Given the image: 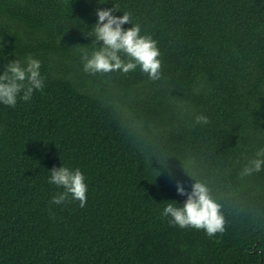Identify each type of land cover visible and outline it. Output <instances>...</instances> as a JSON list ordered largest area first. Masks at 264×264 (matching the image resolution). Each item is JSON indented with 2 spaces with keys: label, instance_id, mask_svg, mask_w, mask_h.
I'll use <instances>...</instances> for the list:
<instances>
[{
  "label": "trees",
  "instance_id": "1",
  "mask_svg": "<svg viewBox=\"0 0 264 264\" xmlns=\"http://www.w3.org/2000/svg\"><path fill=\"white\" fill-rule=\"evenodd\" d=\"M115 5L157 42L159 81L84 72ZM28 56L43 89L0 104V264H264V169L243 174L264 148V0H0V74ZM63 165L86 207L51 204ZM197 182L225 219L211 238L162 216Z\"/></svg>",
  "mask_w": 264,
  "mask_h": 264
},
{
  "label": "clouds",
  "instance_id": "2",
  "mask_svg": "<svg viewBox=\"0 0 264 264\" xmlns=\"http://www.w3.org/2000/svg\"><path fill=\"white\" fill-rule=\"evenodd\" d=\"M119 6L112 9H97V23L86 36H94L91 46L93 51L89 53L83 50L81 58L83 70L89 75L97 73L121 72L128 74L139 66L141 71L151 81L162 79V60L159 59L161 52L157 42L151 35H141V27L134 24L131 13H123L122 18L116 17ZM132 24L130 29L125 30L123 25ZM102 42V46L97 45ZM79 47V46H78ZM86 49V47H80ZM41 62L28 56L24 61L17 59L8 62L3 74H0V104L15 107L20 97L29 101L35 90H42L44 78L41 76ZM195 125L208 124L209 119L204 115L194 117ZM264 169V148L256 152V158L250 160L243 169V174L250 175ZM49 183L62 187L63 192L58 193L51 200V204L60 205L71 198L79 202V207L84 208L87 204L86 193L88 191L85 176L79 169H71L64 165L53 168L50 171ZM192 191H185L182 184L177 183V191L181 196H186L183 206L175 202L164 203L162 216L170 217L171 226L181 229L193 228L205 230L211 238L216 234L224 233L225 219L220 214L219 206L212 200L208 188L197 182L192 184Z\"/></svg>",
  "mask_w": 264,
  "mask_h": 264
}]
</instances>
